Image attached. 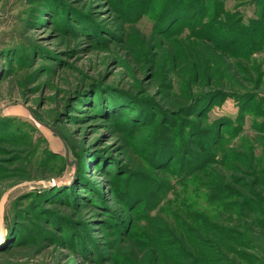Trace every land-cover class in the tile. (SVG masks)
<instances>
[{"label":"rangeland","instance_id":"1","mask_svg":"<svg viewBox=\"0 0 264 264\" xmlns=\"http://www.w3.org/2000/svg\"><path fill=\"white\" fill-rule=\"evenodd\" d=\"M0 264H264V0H0Z\"/></svg>","mask_w":264,"mask_h":264},{"label":"trees","instance_id":"2","mask_svg":"<svg viewBox=\"0 0 264 264\" xmlns=\"http://www.w3.org/2000/svg\"><path fill=\"white\" fill-rule=\"evenodd\" d=\"M199 2V1H198ZM187 169H190L189 167H187Z\"/></svg>","mask_w":264,"mask_h":264}]
</instances>
